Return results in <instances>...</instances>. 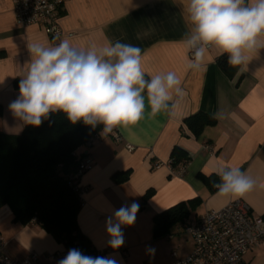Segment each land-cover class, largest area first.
Returning <instances> with one entry per match:
<instances>
[{"label": "crops", "instance_id": "0c3cea01", "mask_svg": "<svg viewBox=\"0 0 264 264\" xmlns=\"http://www.w3.org/2000/svg\"><path fill=\"white\" fill-rule=\"evenodd\" d=\"M13 1L0 0V131L7 135H20L25 126L9 104L19 95V81L27 71L29 42L53 46L69 39L74 46L87 48L120 41L141 49L146 74L174 71L182 81L185 95L174 114L162 111L153 116L146 107L136 125L118 127L101 135L90 148L79 150L94 163L80 179L76 221L97 252L114 257L118 264H146L152 255L149 249L162 238L154 236L153 217L190 200L197 201L190 222L236 199L247 203L253 215H264V189L257 187L244 197L231 198L217 195L214 187L220 182L216 172L222 166L239 167L258 182L264 181V49L230 79L219 69L217 59L222 55L215 49L209 50L199 70H186L190 55L182 41L192 27L189 0H69L59 21L60 39L37 26L18 25ZM221 109L234 112L243 126L230 118L213 119ZM197 113L215 123L194 136L183 122ZM174 147L190 158L182 175L170 165ZM126 173L127 179L120 181ZM148 191L152 195L144 201ZM133 201L140 205L135 223L123 226L124 244L114 250L108 245L105 220ZM176 227L175 234L183 235V225ZM186 239L188 243L177 244L179 258L193 250L191 239ZM0 242L4 254L14 260L65 250L35 222H14L8 206L0 208ZM170 263L169 255L155 264ZM243 264H264V241L248 252Z\"/></svg>", "mask_w": 264, "mask_h": 264}, {"label": "clouds", "instance_id": "9594fccd", "mask_svg": "<svg viewBox=\"0 0 264 264\" xmlns=\"http://www.w3.org/2000/svg\"><path fill=\"white\" fill-rule=\"evenodd\" d=\"M190 31L183 39L186 70H199L210 49L227 56L232 67L247 65L253 54L264 49V0H189ZM30 61L19 81V95L9 104L10 111L26 125L39 127L53 113H63L72 124L82 122L101 135L118 127L136 125L162 111L174 114L185 95L182 81L174 71L145 73L141 49L120 41L106 46L80 48L69 39L46 46L27 44ZM213 119H232L243 126L234 112L223 109ZM227 139V134H225ZM217 195L240 198L264 181H257L239 167L222 166L216 172ZM139 203L122 205L105 220L108 245L119 249L124 244L123 226L135 223ZM154 252V249H149ZM58 264H118L112 257H93L79 249H69Z\"/></svg>", "mask_w": 264, "mask_h": 264}, {"label": "trees", "instance_id": "16d2710c", "mask_svg": "<svg viewBox=\"0 0 264 264\" xmlns=\"http://www.w3.org/2000/svg\"><path fill=\"white\" fill-rule=\"evenodd\" d=\"M217 65L230 79L240 68L229 65L226 55L217 59ZM183 123L194 136H199L215 121L204 113H197ZM102 127L92 129L82 122L72 124L58 112L39 127L25 124L20 135L0 131V208L8 206L14 222L27 225L34 220L66 250L76 248L93 257L102 255L78 228L76 218L81 201L74 190L79 179L74 176L85 156L79 150L90 137L100 134ZM189 160L182 149H172L170 165L173 169L185 167ZM127 174L120 181H125ZM151 195L152 191H148L144 201ZM196 205V200H190L156 214L154 236H167L174 226L189 223Z\"/></svg>", "mask_w": 264, "mask_h": 264}, {"label": "built area", "instance_id": "2783aa9c", "mask_svg": "<svg viewBox=\"0 0 264 264\" xmlns=\"http://www.w3.org/2000/svg\"><path fill=\"white\" fill-rule=\"evenodd\" d=\"M68 1L14 0L15 20L20 26H37L51 37L60 39L63 33L59 21ZM100 138V134H94L85 142L83 148H90ZM132 149V146H127L128 151ZM93 163L86 153L77 166L74 178L79 180L75 182L74 190L79 199L82 191L80 179ZM175 172L182 175L184 168L180 167ZM182 231L191 239L193 250L184 258H179L177 252L173 251L170 254V264H243L248 252L264 241V215H253L247 203L236 199L219 210L206 212L197 221L183 225ZM68 251L65 249L47 255L31 254L23 260H14L4 254L3 243L0 242V264H58Z\"/></svg>", "mask_w": 264, "mask_h": 264}, {"label": "rangeland", "instance_id": "374dc122", "mask_svg": "<svg viewBox=\"0 0 264 264\" xmlns=\"http://www.w3.org/2000/svg\"><path fill=\"white\" fill-rule=\"evenodd\" d=\"M174 226L170 233L172 236L166 237L163 236L159 241L155 243L153 246L154 252L152 255L146 259V264H155V263H163L168 259V256L173 252L177 251V244L179 243H188L186 236L183 235H176V229L178 230L179 227ZM170 238V239H169Z\"/></svg>", "mask_w": 264, "mask_h": 264}]
</instances>
